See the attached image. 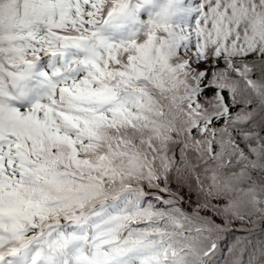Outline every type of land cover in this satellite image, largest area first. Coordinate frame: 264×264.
Here are the masks:
<instances>
[{"label":"snow or ice","instance_id":"1","mask_svg":"<svg viewBox=\"0 0 264 264\" xmlns=\"http://www.w3.org/2000/svg\"><path fill=\"white\" fill-rule=\"evenodd\" d=\"M0 264H264V0H0Z\"/></svg>","mask_w":264,"mask_h":264}]
</instances>
